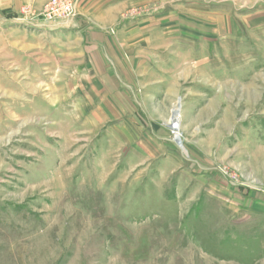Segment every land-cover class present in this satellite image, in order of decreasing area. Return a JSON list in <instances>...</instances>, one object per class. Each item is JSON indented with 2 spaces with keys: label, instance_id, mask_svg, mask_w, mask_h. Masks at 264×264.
<instances>
[{
  "label": "rangeland",
  "instance_id": "1",
  "mask_svg": "<svg viewBox=\"0 0 264 264\" xmlns=\"http://www.w3.org/2000/svg\"><path fill=\"white\" fill-rule=\"evenodd\" d=\"M54 1L0 0V264H264V0Z\"/></svg>",
  "mask_w": 264,
  "mask_h": 264
},
{
  "label": "bare ground",
  "instance_id": "2",
  "mask_svg": "<svg viewBox=\"0 0 264 264\" xmlns=\"http://www.w3.org/2000/svg\"><path fill=\"white\" fill-rule=\"evenodd\" d=\"M180 112H181V106L179 104H177L176 107L172 110L171 117H170L168 124H167L174 131L176 136L180 135L177 133V129L179 126V121H180L179 120L180 119ZM175 142L179 143V141L177 139L175 140Z\"/></svg>",
  "mask_w": 264,
  "mask_h": 264
},
{
  "label": "built area",
  "instance_id": "3",
  "mask_svg": "<svg viewBox=\"0 0 264 264\" xmlns=\"http://www.w3.org/2000/svg\"><path fill=\"white\" fill-rule=\"evenodd\" d=\"M51 5L53 7L52 10H54V9L56 10L58 7H60V8H63V11L70 12L71 6H70V1H68V0H64V2H62V4L57 2V1H54L51 3Z\"/></svg>",
  "mask_w": 264,
  "mask_h": 264
}]
</instances>
